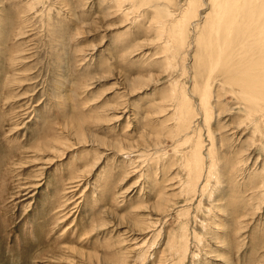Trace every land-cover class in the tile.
<instances>
[{
	"label": "rangeland",
	"instance_id": "374dc122",
	"mask_svg": "<svg viewBox=\"0 0 264 264\" xmlns=\"http://www.w3.org/2000/svg\"><path fill=\"white\" fill-rule=\"evenodd\" d=\"M187 1L0 0V264H264V128L206 69L213 0L159 28Z\"/></svg>",
	"mask_w": 264,
	"mask_h": 264
},
{
	"label": "bare ground",
	"instance_id": "6f19581e",
	"mask_svg": "<svg viewBox=\"0 0 264 264\" xmlns=\"http://www.w3.org/2000/svg\"><path fill=\"white\" fill-rule=\"evenodd\" d=\"M194 3L195 0L187 1L185 9L179 11L178 19L160 24L159 28L162 31L167 29L172 32L171 43L175 47L185 42L187 25H190L191 29H196L193 20L189 21L191 16L193 19L195 15L193 14L195 13ZM211 12L212 15L209 18L208 15L203 18L205 20L204 35L200 34L201 36L197 38L198 46L202 49V54L206 55V62L210 66H206V69L213 73L222 72L227 75V83L231 87L237 86L232 90L237 91L247 111L251 112L250 115L254 119L253 128L259 124L261 128H264V0H213ZM203 95L199 105L204 109L203 122L208 124L211 121L212 112L206 100L209 97L208 93V96ZM185 101L189 99L186 98ZM183 104L180 103L179 108L182 111L181 119L184 118L183 124L187 130L192 124L188 122L190 117L195 120L198 113L196 114L192 107L186 106L187 103ZM200 140L201 137L197 136L193 142L195 149L190 152V155H185L182 160L191 175L188 176V189L196 187L204 190L208 180L200 182L199 179L202 176L208 178L211 175L215 161L210 157L213 147L206 149V154H203V142ZM189 141L190 138L187 137L185 142ZM206 158H211L212 163L205 172L203 163Z\"/></svg>",
	"mask_w": 264,
	"mask_h": 264
}]
</instances>
